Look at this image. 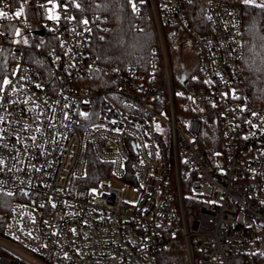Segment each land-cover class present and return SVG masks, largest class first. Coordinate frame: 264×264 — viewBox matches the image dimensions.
<instances>
[{"label": "built area", "instance_id": "built-area-1", "mask_svg": "<svg viewBox=\"0 0 264 264\" xmlns=\"http://www.w3.org/2000/svg\"><path fill=\"white\" fill-rule=\"evenodd\" d=\"M194 1L130 0L156 43L146 66L117 67L92 50L106 18L76 0H0V264L264 256V106L238 87L242 11L207 0L193 26ZM92 159L122 186L87 180Z\"/></svg>", "mask_w": 264, "mask_h": 264}, {"label": "trees", "instance_id": "trees-1", "mask_svg": "<svg viewBox=\"0 0 264 264\" xmlns=\"http://www.w3.org/2000/svg\"><path fill=\"white\" fill-rule=\"evenodd\" d=\"M207 0H195L193 10L188 12L191 25L196 26L197 18L203 17V7ZM238 5L242 11L243 56L240 61L242 79L239 83L241 96L252 106H264V5L263 2L245 3L244 0H219ZM259 1V0H258ZM75 14L84 17L96 14L106 18V30L100 38L92 40V50L100 61L107 65L123 67L140 64L146 66L155 46V34L145 19H139L130 0H76ZM79 5V7H77ZM145 15V13H143ZM172 52L181 39L179 31L166 28ZM8 51L0 52V85L7 72ZM38 58V57H36ZM177 102V100H176ZM104 164L92 159L87 180L98 183L106 174ZM87 181V182H89ZM4 252L0 249V255ZM183 261V260H182ZM250 264H264L263 257H254Z\"/></svg>", "mask_w": 264, "mask_h": 264}, {"label": "rangeland", "instance_id": "rangeland-1", "mask_svg": "<svg viewBox=\"0 0 264 264\" xmlns=\"http://www.w3.org/2000/svg\"><path fill=\"white\" fill-rule=\"evenodd\" d=\"M257 3V2H263L264 3V0H251V2L249 3ZM36 14V13H35ZM22 42L28 46H36V47H39L38 44H36V42L34 41V39L30 36V35H27L25 36L23 39H22ZM190 45V44H189ZM174 58L176 61L179 60L180 57H182V53H179L177 52V50H175L174 52ZM175 61V62H176ZM108 184L109 186H113V187H121L122 184L112 178H103L101 180V184ZM132 192L131 191H127L126 192V196H125V199L126 200H129V201H132V202H135L137 197H138V193L137 192H133L132 196H131ZM6 207H7V199L6 198H0V224L2 222V220L6 217L5 215V210H6Z\"/></svg>", "mask_w": 264, "mask_h": 264}, {"label": "snow or ice", "instance_id": "snow-or-ice-1", "mask_svg": "<svg viewBox=\"0 0 264 264\" xmlns=\"http://www.w3.org/2000/svg\"><path fill=\"white\" fill-rule=\"evenodd\" d=\"M244 2H245V3H249V2H251V0H244ZM77 7H79V5H77ZM261 7H264V5H261ZM133 8H134V10H135V5H133ZM4 15H6V13H4V12H0V16H4ZM17 15H19V13H17ZM49 19H58V17L49 16ZM83 23L86 24V23H88V21L85 20V21H83ZM4 83L7 84L8 81L5 80Z\"/></svg>", "mask_w": 264, "mask_h": 264}]
</instances>
